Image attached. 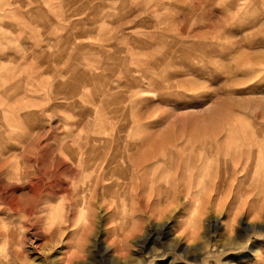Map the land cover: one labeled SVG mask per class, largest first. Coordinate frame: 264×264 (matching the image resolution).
Wrapping results in <instances>:
<instances>
[{
  "label": "rangeland",
  "instance_id": "rangeland-1",
  "mask_svg": "<svg viewBox=\"0 0 264 264\" xmlns=\"http://www.w3.org/2000/svg\"><path fill=\"white\" fill-rule=\"evenodd\" d=\"M0 232V264H264V0H0Z\"/></svg>",
  "mask_w": 264,
  "mask_h": 264
},
{
  "label": "bare ground",
  "instance_id": "bare-ground-1",
  "mask_svg": "<svg viewBox=\"0 0 264 264\" xmlns=\"http://www.w3.org/2000/svg\"><path fill=\"white\" fill-rule=\"evenodd\" d=\"M148 146V145H147ZM142 149V148H141ZM146 161V160H145ZM31 191V190H30ZM13 205H15V204H13ZM14 207V206H13ZM19 207H20V205H19ZM24 209V208H23ZM32 209V208H31ZM14 210V209H13ZM17 211V210H16ZM19 211H21V210H19ZM26 211V210H25ZM33 211V210H32ZM13 212V211H12ZM22 212V211H21ZM25 213V212H24ZM23 213V214H24ZM30 213V212H29ZM30 215V214H29ZM58 225V224H57ZM250 225V227L251 228H253V227H255L254 225H252V224H249ZM0 236H2V233L0 232ZM50 240V239H49ZM75 257V256H74ZM67 258V257H66ZM77 258V257H76ZM70 259V258H69ZM65 261V260H64ZM67 261V260H66ZM72 260H70V262H71ZM42 262V261H41ZM80 263V262H79ZM79 263H77V264H79ZM39 264V263H38ZM42 264H44V263H42Z\"/></svg>",
  "mask_w": 264,
  "mask_h": 264
}]
</instances>
